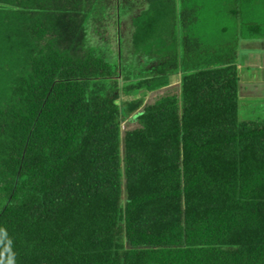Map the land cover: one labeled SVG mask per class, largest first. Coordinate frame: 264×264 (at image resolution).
<instances>
[{"label": "trees", "instance_id": "1", "mask_svg": "<svg viewBox=\"0 0 264 264\" xmlns=\"http://www.w3.org/2000/svg\"><path fill=\"white\" fill-rule=\"evenodd\" d=\"M253 39L264 0H0V264H264Z\"/></svg>", "mask_w": 264, "mask_h": 264}, {"label": "rangeland", "instance_id": "2", "mask_svg": "<svg viewBox=\"0 0 264 264\" xmlns=\"http://www.w3.org/2000/svg\"><path fill=\"white\" fill-rule=\"evenodd\" d=\"M115 6L114 3L110 5V8L107 11V17L102 19V21L97 20V24H92L90 27V40L94 45H101L105 47H111L113 49L118 48V38H117V16L115 15ZM138 10L134 13L136 14ZM122 32L125 36V39L128 42L127 47L129 46V40L132 35L133 22L132 16L127 15L122 21ZM258 48V49H257ZM251 49V50H250ZM264 50V40L260 41H243L240 44V51L237 62L242 65L239 67V73L242 81H249L251 79H256V82H264V70L252 66L251 62L248 61V58L251 56V52ZM263 52V51H262ZM254 63V61H253ZM256 64V63H254ZM180 89V79L178 77L173 78V82L169 87L152 93L148 98L147 102H153L157 97L165 93L167 90L179 91ZM244 90V89H243ZM242 90V99H241V117L246 119H256L257 117H264V96H261V92H257V95H251V92ZM250 93V94H249ZM245 96V97H244ZM248 96V97H246ZM137 122H127L125 127L132 126L135 127Z\"/></svg>", "mask_w": 264, "mask_h": 264}, {"label": "crops", "instance_id": "3", "mask_svg": "<svg viewBox=\"0 0 264 264\" xmlns=\"http://www.w3.org/2000/svg\"><path fill=\"white\" fill-rule=\"evenodd\" d=\"M253 40L260 41V40H264V39H253ZM253 40H248V41L250 42V41H253ZM251 53L252 54L248 58V61L251 62L252 66L264 70V50L261 49V51H259V52L253 50ZM253 61L256 64H254ZM239 67L241 68L242 65L239 64ZM243 89L246 90L247 92L248 91L251 92V95H249V97H252V95H257V92H261V94H262L261 96H264V82L263 83L262 82L261 83L260 82H256V79H251L249 81H242L241 80V97H242V93H243L242 90ZM246 97H248V96H246Z\"/></svg>", "mask_w": 264, "mask_h": 264}]
</instances>
